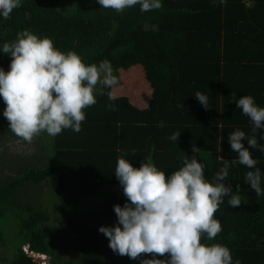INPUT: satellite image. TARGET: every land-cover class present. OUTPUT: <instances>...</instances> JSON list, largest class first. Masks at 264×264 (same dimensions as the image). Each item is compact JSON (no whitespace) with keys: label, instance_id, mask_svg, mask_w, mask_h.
<instances>
[{"label":"trees","instance_id":"obj_1","mask_svg":"<svg viewBox=\"0 0 264 264\" xmlns=\"http://www.w3.org/2000/svg\"><path fill=\"white\" fill-rule=\"evenodd\" d=\"M67 1L73 3L70 8ZM23 29L51 38L63 52H76L85 64L107 59L119 83L111 89L97 85V102L84 109L79 133L65 129L45 138L53 153L49 161L0 175V244L12 250L0 264H45L31 252L40 259L46 254L48 264H140L153 258L120 256L98 231L101 225L115 224L113 206L126 202L114 174L121 153L137 168L151 159L166 175L181 166L185 155L198 157L209 180L229 167L225 183L239 192L241 204L231 207L225 196L214 213L222 232L201 242L227 246L233 264H264V245L259 243L264 239V195L244 181L254 169L227 163L237 156L228 134L240 129L253 135L252 123L233 95L237 100L251 95L264 107V0H227L223 5L163 0L161 9L144 13L139 5L117 13L96 0H24L9 19L0 18V45ZM10 60L0 53L5 71ZM134 68L140 70L139 79H134ZM139 82L141 90L133 86ZM197 91L208 97V108L194 96ZM108 104L115 110H108ZM4 108L0 98V140L12 133ZM177 132L179 140H170ZM255 136L264 145V129ZM250 151L264 173V152ZM43 182L57 209L54 230L51 213L41 204L44 197L38 201L37 187ZM46 238L53 239L50 246ZM156 258L167 259V254Z\"/></svg>","mask_w":264,"mask_h":264},{"label":"clouds","instance_id":"obj_2","mask_svg":"<svg viewBox=\"0 0 264 264\" xmlns=\"http://www.w3.org/2000/svg\"><path fill=\"white\" fill-rule=\"evenodd\" d=\"M23 2L0 0V18L9 19ZM214 2L223 5L227 0ZM96 3L117 13L137 5L141 13L163 7V0H96ZM0 53L11 57L8 71L0 67L3 116L8 121V129L25 142L31 143L41 133L53 138L65 129L79 133L86 119L84 109L97 102V85L111 89L119 83L107 59L98 64H85L76 52H63L51 38L29 29L17 32L13 41L0 45ZM107 95L109 100L115 99L111 91ZM194 96L201 106L208 108L205 94L197 91ZM233 100L249 117L253 135L248 136L240 129L228 134V142L237 156L227 163L254 169L246 172L244 181L262 196L264 173L256 167L258 161L250 150L264 152V145L255 136L257 130L264 129V107L258 106L251 95L237 100L234 94ZM106 107L115 110L113 104ZM159 126L164 127L163 121ZM179 136L180 132L173 133L169 139L177 141ZM125 155L121 153L117 158L114 174L126 202L123 206H113L117 217L113 226L101 225L98 229L108 239L109 248L133 260L141 254H152L153 258L142 259L140 264H233L227 246L201 242L202 237L212 241L222 232L214 213L225 196L230 197L229 206L241 204L239 192H233L232 186L225 183L229 167H222L209 180L196 155L191 158L185 155L181 166L167 175L151 159L141 161L137 168ZM165 254L167 259L156 258ZM31 255L35 260L38 258L33 252ZM44 255L46 258L40 262L48 264V256ZM235 264L240 261L236 260Z\"/></svg>","mask_w":264,"mask_h":264},{"label":"rangeland","instance_id":"obj_3","mask_svg":"<svg viewBox=\"0 0 264 264\" xmlns=\"http://www.w3.org/2000/svg\"><path fill=\"white\" fill-rule=\"evenodd\" d=\"M65 5L67 8H70L73 3L66 2ZM135 75L134 79H139L140 70L134 68ZM130 74H134V72H129ZM134 82V81H133ZM140 82L145 86L144 81L140 79ZM139 83H135L133 86L137 89L141 90L144 86ZM126 86L130 84L125 81ZM121 89V88H119ZM121 90H117V93H120ZM116 92V90H114ZM143 96L146 95L145 90L142 91ZM48 135L45 133H41L38 136L34 137L31 143L25 142L19 137L15 136L13 133L6 134L0 140V175L3 174H18L21 172L24 167H28L34 164H44L50 160V157L53 155L52 148L46 144L48 139H45ZM51 140V139H50ZM46 182L41 183L40 186L37 187V193L39 194L38 201L42 202L41 204L46 206L49 213H51L52 221L50 224L51 229L57 228L59 220L57 219V209L53 205L50 200L51 196L47 194L46 191ZM40 191V193H39ZM9 225H12V221L9 222ZM17 231V229H15ZM19 232V230L17 231ZM57 237V235H56ZM45 240V239H44ZM47 246L52 244L53 239L46 238ZM26 248V245L24 246ZM12 254L11 248H8L6 245L0 244V262L8 261L10 259V255Z\"/></svg>","mask_w":264,"mask_h":264},{"label":"water","instance_id":"obj_4","mask_svg":"<svg viewBox=\"0 0 264 264\" xmlns=\"http://www.w3.org/2000/svg\"><path fill=\"white\" fill-rule=\"evenodd\" d=\"M259 243L264 245V239L261 240ZM36 261L40 262L41 261L40 257L36 258Z\"/></svg>","mask_w":264,"mask_h":264}]
</instances>
